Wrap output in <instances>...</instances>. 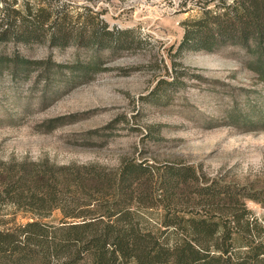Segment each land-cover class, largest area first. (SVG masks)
Segmentation results:
<instances>
[{"label":"rangeland","instance_id":"obj_1","mask_svg":"<svg viewBox=\"0 0 264 264\" xmlns=\"http://www.w3.org/2000/svg\"><path fill=\"white\" fill-rule=\"evenodd\" d=\"M25 1L43 0H0V16L3 7L10 14L0 28L15 32L11 10ZM202 1L61 0L71 3L66 9L73 16L95 15L110 28L131 29V45L97 53L96 71L86 65L90 49L6 34L0 40V186L7 170L23 165L113 174L131 160L148 170L120 197L129 202L133 191L130 208L139 227L169 237L170 216L220 210L217 215L240 219L231 224L232 253L246 241H264V80L236 46L179 52L182 22L198 14ZM167 165L190 167L193 175L163 191L159 179ZM212 184L229 195L210 202L197 195V187ZM61 218L58 209L36 218L0 198V220L9 225Z\"/></svg>","mask_w":264,"mask_h":264},{"label":"trees","instance_id":"obj_2","mask_svg":"<svg viewBox=\"0 0 264 264\" xmlns=\"http://www.w3.org/2000/svg\"><path fill=\"white\" fill-rule=\"evenodd\" d=\"M23 4L20 10H11L14 14L8 25L17 29L10 32L4 24L0 40L6 34L24 42L45 36L52 46L90 49L93 55L86 65L91 71L99 65L98 52L115 53L134 40L128 35L130 28H110L95 15L69 14L66 4L71 3L43 0L37 5H29L33 4L29 1ZM202 4L196 16L182 22L179 52H214L227 45L236 46L246 58L247 67L264 80V0H203ZM2 11L0 21H7L8 8ZM17 61L29 63L22 58ZM147 171L131 160H124L113 174L86 167L10 168L2 179L0 198L36 218L46 217L54 209L62 218L58 224L32 219L9 225L0 220V264H264L261 239L246 241L243 249L232 253L236 238L232 229L240 220L236 213L221 216L216 214L220 210H207L187 218L170 216L165 225L172 228L169 237L139 227L137 214L130 208L133 191H129V202L120 197ZM192 175L190 167L167 165L159 188L175 189ZM196 193L210 202L230 192L212 184L197 187ZM90 205L96 209L90 210ZM69 218L75 221H67Z\"/></svg>","mask_w":264,"mask_h":264}]
</instances>
